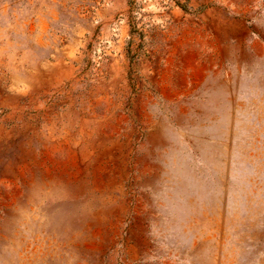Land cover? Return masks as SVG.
<instances>
[{"label": "rangeland", "instance_id": "obj_1", "mask_svg": "<svg viewBox=\"0 0 264 264\" xmlns=\"http://www.w3.org/2000/svg\"><path fill=\"white\" fill-rule=\"evenodd\" d=\"M114 1L107 24L61 14L89 22L41 46L46 90L0 72V264H195L184 195L212 207L214 264H264V0ZM38 5L0 0V22Z\"/></svg>", "mask_w": 264, "mask_h": 264}, {"label": "crops", "instance_id": "obj_2", "mask_svg": "<svg viewBox=\"0 0 264 264\" xmlns=\"http://www.w3.org/2000/svg\"><path fill=\"white\" fill-rule=\"evenodd\" d=\"M39 5L34 8L35 17L29 19H15L7 22L8 26H3L0 22V72L11 69L32 71L34 85L40 90H46L52 86L56 78L63 72L61 65L52 63L47 60L48 53H51L48 48L41 47L44 44H58L59 41L69 40L67 36L57 35L56 28L60 27H86L89 20L85 22L68 19L67 16L61 14L67 11L80 12L82 9L95 12L93 20L98 19L103 24L109 23L113 15L124 9V5H119L115 1L100 4V0H38ZM212 11H218L222 8L213 6ZM216 20L209 18L208 26H215ZM2 27H8L12 30H2ZM14 29V30H13ZM23 29V30H22ZM17 34H25L29 40L26 46H20L17 42H6V38H16ZM231 38V33L225 31L224 34L213 37V42H227ZM38 49H37V47ZM24 47L28 50L25 51ZM35 48V50H33ZM25 54L23 57H21ZM25 52V53H24ZM26 54L28 56H26ZM64 53H56V59H66ZM25 58V59H24ZM24 59V60H23ZM59 69V71L57 70ZM163 126L159 127L155 136H159L162 142ZM161 137V138H160ZM167 172V171H166ZM152 182H164L169 180V175H163L161 165H156L151 171V177L147 180ZM159 188V186H157ZM181 227L183 234L188 235L193 233L195 240L192 243L191 251L195 264H214L212 257V249L210 244V233L206 229H200L199 223L204 221L206 224L210 222V214L212 207L209 203L197 205L194 198L185 196L181 203ZM207 256V258H205Z\"/></svg>", "mask_w": 264, "mask_h": 264}, {"label": "built area", "instance_id": "obj_3", "mask_svg": "<svg viewBox=\"0 0 264 264\" xmlns=\"http://www.w3.org/2000/svg\"><path fill=\"white\" fill-rule=\"evenodd\" d=\"M172 1H170V0H166V1H164L163 2V4H161V7L160 8H162L163 10H170L171 9V7H172ZM120 21H118V23H119ZM118 23H116V25L118 24Z\"/></svg>", "mask_w": 264, "mask_h": 264}]
</instances>
